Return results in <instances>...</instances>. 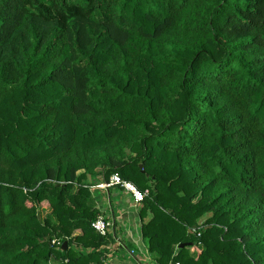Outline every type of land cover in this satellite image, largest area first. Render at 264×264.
<instances>
[{
	"label": "trees",
	"instance_id": "trees-1",
	"mask_svg": "<svg viewBox=\"0 0 264 264\" xmlns=\"http://www.w3.org/2000/svg\"><path fill=\"white\" fill-rule=\"evenodd\" d=\"M114 173L154 264H264V0H0V264H102Z\"/></svg>",
	"mask_w": 264,
	"mask_h": 264
},
{
	"label": "crops",
	"instance_id": "crops-1",
	"mask_svg": "<svg viewBox=\"0 0 264 264\" xmlns=\"http://www.w3.org/2000/svg\"><path fill=\"white\" fill-rule=\"evenodd\" d=\"M102 183L99 177L94 186ZM92 190L100 215L112 224L108 233L112 238L102 264H154V256L147 251L146 241L140 235L139 205L130 194L118 186ZM131 250L133 254L129 253Z\"/></svg>",
	"mask_w": 264,
	"mask_h": 264
},
{
	"label": "built area",
	"instance_id": "built-area-1",
	"mask_svg": "<svg viewBox=\"0 0 264 264\" xmlns=\"http://www.w3.org/2000/svg\"><path fill=\"white\" fill-rule=\"evenodd\" d=\"M118 186L122 188L126 193H129L135 204H140L143 198L147 195V191L141 192L134 185L129 182L123 181L117 173L110 175L107 182H104L98 186H92V188L106 189L109 187ZM93 230L101 235L106 236L109 233L112 224L109 220L104 218V216L99 215L91 224ZM199 236V233H197ZM52 243L58 244V241L53 240ZM130 254H133V251H129ZM174 264H180L175 262Z\"/></svg>",
	"mask_w": 264,
	"mask_h": 264
},
{
	"label": "rangeland",
	"instance_id": "rangeland-1",
	"mask_svg": "<svg viewBox=\"0 0 264 264\" xmlns=\"http://www.w3.org/2000/svg\"><path fill=\"white\" fill-rule=\"evenodd\" d=\"M89 181H90V180H88L87 182H89ZM92 189H93V188H92ZM48 212H49V208H46V209H40L41 216L46 215ZM51 264H58V263L55 262V261H51Z\"/></svg>",
	"mask_w": 264,
	"mask_h": 264
},
{
	"label": "water",
	"instance_id": "water-1",
	"mask_svg": "<svg viewBox=\"0 0 264 264\" xmlns=\"http://www.w3.org/2000/svg\"><path fill=\"white\" fill-rule=\"evenodd\" d=\"M65 245H66V243L64 242V243H63V247H65ZM185 245H188V244H181V245H179L178 248H182V247H184Z\"/></svg>",
	"mask_w": 264,
	"mask_h": 264
}]
</instances>
